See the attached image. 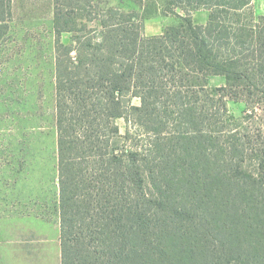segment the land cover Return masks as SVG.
<instances>
[{"label":"trees","instance_id":"obj_1","mask_svg":"<svg viewBox=\"0 0 264 264\" xmlns=\"http://www.w3.org/2000/svg\"><path fill=\"white\" fill-rule=\"evenodd\" d=\"M13 1L0 0V43ZM253 1L162 0L181 22L148 37L138 13L54 0L61 264H264ZM217 76L225 85L210 87Z\"/></svg>","mask_w":264,"mask_h":264},{"label":"rangeland","instance_id":"obj_2","mask_svg":"<svg viewBox=\"0 0 264 264\" xmlns=\"http://www.w3.org/2000/svg\"><path fill=\"white\" fill-rule=\"evenodd\" d=\"M98 1L138 13L148 37L181 22L164 13L162 0ZM253 9L263 16L264 0H254ZM12 10L0 43V264H61L54 0H14ZM193 19L205 24L208 13L196 11ZM71 38L65 33L61 40ZM228 106L236 118L245 109ZM118 125L124 134L125 121Z\"/></svg>","mask_w":264,"mask_h":264},{"label":"crops","instance_id":"obj_3","mask_svg":"<svg viewBox=\"0 0 264 264\" xmlns=\"http://www.w3.org/2000/svg\"><path fill=\"white\" fill-rule=\"evenodd\" d=\"M224 80H225V78L224 77H211L210 78V80H209V83H212V81H214V82H216V83H219L218 85H217V87H221V84L223 83V85L222 86H224L225 85V83H226V81L224 82Z\"/></svg>","mask_w":264,"mask_h":264}]
</instances>
